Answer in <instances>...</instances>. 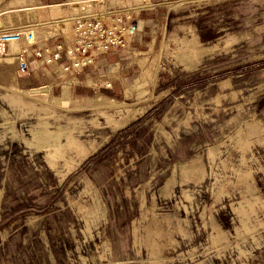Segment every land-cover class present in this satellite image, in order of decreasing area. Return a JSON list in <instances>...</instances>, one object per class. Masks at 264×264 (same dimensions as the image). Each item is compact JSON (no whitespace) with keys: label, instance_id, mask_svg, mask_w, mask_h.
<instances>
[{"label":"rangeland","instance_id":"obj_1","mask_svg":"<svg viewBox=\"0 0 264 264\" xmlns=\"http://www.w3.org/2000/svg\"><path fill=\"white\" fill-rule=\"evenodd\" d=\"M97 22L75 70L0 51V264H264V0H0V36Z\"/></svg>","mask_w":264,"mask_h":264},{"label":"built area","instance_id":"obj_2","mask_svg":"<svg viewBox=\"0 0 264 264\" xmlns=\"http://www.w3.org/2000/svg\"><path fill=\"white\" fill-rule=\"evenodd\" d=\"M94 21L96 22V19H94ZM85 24L89 25H78L80 40L75 47H72L71 45L70 48H67L66 45L62 43L58 44L57 42H54L55 40L48 44L49 40H53V38H49L47 42L43 44L36 37L33 29L31 30L29 27H24V30L22 31L19 30L18 32L1 35L0 51L2 50V52H6L10 47H18L21 49L28 46V50L24 52L26 57L20 59V61L17 63V67L21 69L22 72H26L27 75L32 72L34 66L37 68H43L50 67L52 64L57 65V60L63 55L69 59L70 63L72 64L71 68L75 70L82 63L88 62L89 58H93V56L100 57L102 55L101 23L97 22L94 26H92L91 23ZM90 38L93 40H99V43L96 44ZM42 54H44L46 58L41 61L28 63L26 60L29 56L41 58ZM75 60L78 61L76 64L74 63ZM39 62L41 63L38 64Z\"/></svg>","mask_w":264,"mask_h":264},{"label":"bare ground","instance_id":"obj_3","mask_svg":"<svg viewBox=\"0 0 264 264\" xmlns=\"http://www.w3.org/2000/svg\"><path fill=\"white\" fill-rule=\"evenodd\" d=\"M141 22L139 23V25H138V28L140 29L141 28ZM1 59V58H0ZM41 62H39L38 64H40ZM55 66V64H52L51 66H50V68H52V67H54ZM57 70H58V68H57ZM65 71V70H64ZM63 72V71H62Z\"/></svg>","mask_w":264,"mask_h":264}]
</instances>
